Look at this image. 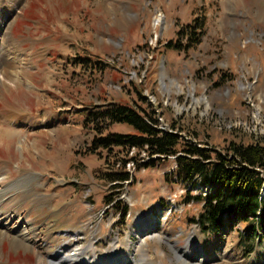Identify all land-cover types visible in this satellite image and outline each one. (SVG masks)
Masks as SVG:
<instances>
[{
  "label": "rangeland",
  "instance_id": "obj_1",
  "mask_svg": "<svg viewBox=\"0 0 264 264\" xmlns=\"http://www.w3.org/2000/svg\"><path fill=\"white\" fill-rule=\"evenodd\" d=\"M17 11L3 43L31 65L18 85H0V230L34 229L27 246L0 235V264H45L66 243L90 263L122 250L128 264H264V238L244 226L200 230L203 203L188 198L207 190L180 177L175 156L123 166L118 148L94 152L102 122L87 121L120 102L154 111L160 129L180 120L201 145L254 141L264 134V0H24ZM197 16L200 43L169 47ZM16 109L28 122H8L24 115Z\"/></svg>",
  "mask_w": 264,
  "mask_h": 264
},
{
  "label": "trees",
  "instance_id": "obj_2",
  "mask_svg": "<svg viewBox=\"0 0 264 264\" xmlns=\"http://www.w3.org/2000/svg\"><path fill=\"white\" fill-rule=\"evenodd\" d=\"M200 17L203 16L179 27L177 42L167 45L180 51L196 47L206 31L205 18ZM91 120H100L103 127L97 128L93 139L94 152L97 148L109 151L118 148L123 166L133 160L137 166L151 167L175 156L182 179L209 188L205 194L188 198L203 203L196 220L201 231L220 235L228 223L244 226L242 230L250 240L264 238V134L254 136V141L249 143L230 140L223 148L201 145L196 137L186 138L181 134L180 120L172 122L168 129H160L154 111L120 102L101 105L97 112L88 115L87 121ZM114 123L126 124L133 131L106 134L105 128ZM131 151L147 152L148 161L141 163L136 156L123 155L129 156ZM117 179H128V174Z\"/></svg>",
  "mask_w": 264,
  "mask_h": 264
},
{
  "label": "bare ground",
  "instance_id": "obj_3",
  "mask_svg": "<svg viewBox=\"0 0 264 264\" xmlns=\"http://www.w3.org/2000/svg\"><path fill=\"white\" fill-rule=\"evenodd\" d=\"M23 3H24V0H9L7 3V6L5 7L6 12L1 11V13H0V85L3 86L2 87L3 89L5 88V89L9 90L10 89L9 85H8L9 83H12L13 85H18L19 82L21 81V79H23L22 76L24 74H26L25 66L28 67V69H29L30 68L29 65H31V56L30 55L28 56V54H25L26 56L24 58H22V54L20 53V50H15V51L11 52L10 49L7 50V46L3 43L4 38H7L9 41L12 40L13 36L9 32V22L12 19V17H15L16 14H17L16 16H18L17 8L19 7V5H22ZM159 17H161V16H158V18ZM157 22H159V21H157ZM21 59H22L23 64L18 65V63ZM11 109H12V107L9 110H11ZM16 110H19V109H16ZM19 111L24 115H18L15 113V111H13L7 116L8 119H10V120H8L6 118L8 111H6V114H4V117L8 120L9 123L14 124V125H18L20 123L28 122V120L26 119V116L28 113H25L22 110H19ZM31 118H33L35 120V118L33 116H31ZM36 122H40V121H36ZM3 188L4 187H2V185L0 184V190H2ZM1 211H2V209H1ZM1 222H2V218L0 219V223ZM4 223H5V221H4ZM26 227H27V230H26ZM33 227L34 226L28 227V226L16 225V226L11 227L12 229L15 230L14 232L11 231L9 233L8 230H5V231L0 230V235L14 234L15 237H12V235H11V237L14 239V241L18 245L25 246L26 245L25 239H27L26 241H28V242L31 241V238L29 236L30 231H28V230H29V228H31V231H32V229H34ZM192 241H194V236H193V239H190V242H192ZM70 244H72V243L70 242ZM196 246H197L198 250L196 251L197 253H195V254H198L200 256L201 255V254H199L201 252L200 246H198V245H196ZM74 250H75V248L70 250V245L68 243H66V245L61 247V249H59L57 251V253L55 252L56 255H54L53 258H51V257L55 253H53L50 257H49V255L46 256L43 254L42 257L44 259L45 264H91L92 263V262L91 263L85 262L84 260L88 261V259H86V258L84 260L81 259L83 257V255L86 254V253H84L83 250L80 249L81 250V252H80V250L77 249V250H75V252H72ZM111 254H110L111 257H105L104 256L103 258H95L94 263H92V264H103V263H105V264H128V261L125 257L126 256L125 251H122V250L119 252L115 251ZM70 255L73 256V260L69 259ZM110 255H107V256H110ZM182 255H185V251H183ZM189 255H193V254L189 253ZM204 256H205V254H204ZM90 259H92V258H90Z\"/></svg>",
  "mask_w": 264,
  "mask_h": 264
}]
</instances>
